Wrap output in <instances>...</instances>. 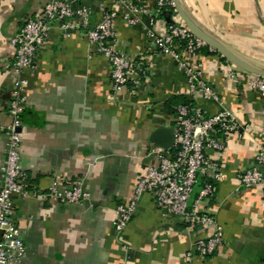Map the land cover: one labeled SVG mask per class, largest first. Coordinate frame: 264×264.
<instances>
[{
	"label": "crops",
	"instance_id": "0c3cea01",
	"mask_svg": "<svg viewBox=\"0 0 264 264\" xmlns=\"http://www.w3.org/2000/svg\"><path fill=\"white\" fill-rule=\"evenodd\" d=\"M50 0H0V124L9 125L8 108L16 75L11 39L29 18L38 17ZM90 7V27L104 12L118 10L114 23L117 47L148 69L135 90L111 93V66L81 31L68 35L55 26L39 49L36 65L23 73L26 110L21 132V167L33 192L45 193L83 178L90 192L80 204L59 205L53 199L15 196V222L22 230L26 256L12 264H264V182L242 186L264 147V98L250 88L246 73L222 55L201 52L203 79L218 101L189 94V83L171 56L150 55L149 32L167 34L171 10L156 15L155 0H143L135 13L111 0H83ZM187 11L223 43L264 64V0H184ZM128 15L130 20L125 18ZM240 73V74H239ZM188 97L209 115L231 111L241 125L221 152L208 156L222 165L223 178L211 199L198 201L202 181L191 203L213 215L224 229V242L210 260L194 251L209 230L188 231L183 221L160 210L151 193L139 200L122 233L115 229L116 209L134 195L140 176L157 166L152 133L175 124L168 99ZM0 133V168L6 158ZM1 182V181H0Z\"/></svg>",
	"mask_w": 264,
	"mask_h": 264
},
{
	"label": "built area",
	"instance_id": "2783aa9c",
	"mask_svg": "<svg viewBox=\"0 0 264 264\" xmlns=\"http://www.w3.org/2000/svg\"><path fill=\"white\" fill-rule=\"evenodd\" d=\"M82 1H48L43 12L38 17L27 19L11 39L15 50L12 69L16 80L8 108L11 121L6 127L0 124V133H5L7 137L6 158L0 168V264L18 262L27 254L22 230L15 222V196L42 200L50 198L59 205L80 204L91 197L83 178L61 186L54 181L45 193L33 192L28 174L21 167V132L24 127V92L27 85L23 73L35 67L39 49L48 40L50 31L58 26L65 35L81 31L87 36L90 44L110 63L113 95L121 93L130 85L133 90L142 87L148 76V69L144 64H138L130 54L117 47L114 23L118 10L105 11L102 20L90 27L93 12L90 7L81 5ZM111 1L119 8L135 13L141 8L143 0ZM170 9L173 15L176 11L173 0H155L156 15ZM125 18L130 20L127 14ZM174 18L180 22L174 20L166 35H158L153 30L149 32V54L173 57L189 83L190 95L200 92L206 99L218 101L214 88L203 79L202 63L195 61L207 45L194 35L178 15ZM210 51L215 50L210 48ZM234 66L232 75L236 71H240L241 75L246 73L250 88L264 98V76ZM241 130V125L229 110L222 109L217 114L209 115L194 103L180 105L175 116L174 145L168 150L153 148L152 154L157 158L158 165L148 166L140 176L131 200L117 206L114 222L116 231L122 233L126 229L136 213L140 198L145 193H151L157 207L179 217L188 231H210L207 237L195 241L194 251H189L187 256L189 258L195 254L205 260L212 259L224 242V229L213 215L200 209L198 201L211 199L215 195L216 184L223 178V173L222 165L209 158L208 151H223L228 138L240 135ZM262 136L264 138V130ZM201 179L204 183L198 201L191 203ZM239 181L246 187L264 182V147L256 155L255 163L240 173Z\"/></svg>",
	"mask_w": 264,
	"mask_h": 264
},
{
	"label": "water",
	"instance_id": "95a60500",
	"mask_svg": "<svg viewBox=\"0 0 264 264\" xmlns=\"http://www.w3.org/2000/svg\"><path fill=\"white\" fill-rule=\"evenodd\" d=\"M175 3V13L173 16H179L189 29L194 33L196 37L202 40L207 46L218 52L222 57L238 66L239 68L254 73L260 76H264V66L237 51L233 47L223 43L220 39L215 37L209 31H207L190 13L187 11L184 0H173ZM170 22H173L170 16ZM151 142L155 147L163 148L164 150L170 149L174 145V126L170 127H158L151 136Z\"/></svg>",
	"mask_w": 264,
	"mask_h": 264
},
{
	"label": "trees",
	"instance_id": "16d2710c",
	"mask_svg": "<svg viewBox=\"0 0 264 264\" xmlns=\"http://www.w3.org/2000/svg\"><path fill=\"white\" fill-rule=\"evenodd\" d=\"M172 10V9H170ZM172 24V23H171ZM210 52V47L209 46H206L204 49H202L201 52ZM213 53L215 54H219L218 52L216 51H212ZM221 56V54H219ZM222 57V56H221ZM222 59L224 61H228L226 58L222 57ZM229 62V61H228ZM130 90H133V86H129ZM187 103H193L192 100H190L188 97H184V96H174V97H171L170 99H168V101L166 102V108L172 112V114L174 116H176L177 114V108L180 106V105H183V104H187ZM202 181V180H201ZM204 181V180H203ZM202 181V185H203V182Z\"/></svg>",
	"mask_w": 264,
	"mask_h": 264
},
{
	"label": "rangeland",
	"instance_id": "374dc122",
	"mask_svg": "<svg viewBox=\"0 0 264 264\" xmlns=\"http://www.w3.org/2000/svg\"><path fill=\"white\" fill-rule=\"evenodd\" d=\"M263 66H264V64H263Z\"/></svg>",
	"mask_w": 264,
	"mask_h": 264
}]
</instances>
